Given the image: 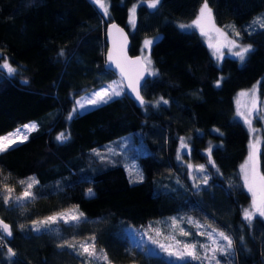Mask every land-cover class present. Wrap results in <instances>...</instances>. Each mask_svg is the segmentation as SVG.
Listing matches in <instances>:
<instances>
[{
    "label": "trees",
    "instance_id": "obj_1",
    "mask_svg": "<svg viewBox=\"0 0 264 264\" xmlns=\"http://www.w3.org/2000/svg\"><path fill=\"white\" fill-rule=\"evenodd\" d=\"M107 1L104 21L90 0H0V64L7 57L15 69L9 74L0 68V136L37 124L26 141L0 153V189L6 183L19 196L25 186L19 181H38L24 204L11 207L0 197V219L13 233L4 238L7 246L0 243V264H10L7 247L16 252L11 264H83L57 245L92 236L112 264H199L147 254L124 232L175 217L232 238L233 248L219 256V264H264V218L249 225L242 217L250 197L238 168L249 136L234 120L233 103L237 93L254 85L264 97V29H242L264 12V0H207L215 24L224 29L233 24L237 42L251 45L243 62L232 56L215 61L200 34L178 29L193 22L204 0H161L153 10L139 6L132 32L128 10L141 0ZM110 23L127 32L131 57L139 56L145 39L160 37L149 50L157 75L141 89L146 103L137 108L121 96L69 119L79 96L115 80L104 68ZM61 132L69 139L57 141ZM181 137L188 145L181 160L205 166L204 188H192L177 162ZM209 146L215 167L204 154ZM132 164L143 175L138 183H130L137 176L129 170ZM259 170L264 174V138ZM88 189L92 197L85 196ZM74 206L84 213L78 224L40 234L29 230L32 221Z\"/></svg>",
    "mask_w": 264,
    "mask_h": 264
},
{
    "label": "snow or ice",
    "instance_id": "obj_2",
    "mask_svg": "<svg viewBox=\"0 0 264 264\" xmlns=\"http://www.w3.org/2000/svg\"><path fill=\"white\" fill-rule=\"evenodd\" d=\"M147 3L148 8L156 9L161 0H144ZM93 3L97 4L100 8L103 9L104 13L108 14V7L104 3V0H93ZM135 17H136V5H133L132 8L129 9V22L135 26ZM212 20V10L208 6L207 0H204V3L201 5L198 15L195 20H193L192 25H184L181 24L180 27L188 28L195 26L200 29L201 34L205 35L206 25L209 24ZM257 23L260 24V27L264 28V17L257 18ZM111 28H116V25H112ZM212 28L219 33L221 37L224 38V43L219 44L218 46L209 45V47L214 48L213 55L217 56L219 59L223 56V53L219 51L221 47H228L229 51L232 52V55L239 58L240 61H244L247 54L252 51L251 45H239L237 44L235 39H228L225 33L221 32L219 29H215L214 24ZM117 31H121L117 29ZM233 32L235 36H239L240 33L235 31L233 28ZM153 40H145L144 48L149 49L153 45ZM238 49L237 51H232V49ZM63 51H61L60 55H63ZM108 60L111 63H114L116 68L120 72V76L122 80H127L126 87L131 90V92L135 95V98L141 106L145 105L146 101L141 95V88L144 86L142 84V80L144 79L145 73L149 76H156L157 72L151 68V58L150 56H141L136 57L134 60H130L126 55L122 52L117 54L115 57L112 52H109ZM0 68L6 69L9 74H13L15 69L9 64L7 57L3 58V63L0 64ZM221 81H216V86H220ZM260 83L259 81L257 82ZM124 92V86L122 83L113 82L109 84L107 87L101 88L99 91H96L92 94V97L87 100V103L90 105H97L99 103H108L114 97H120ZM240 97H250L251 99V107L247 108L246 112H241L237 110V114L244 118L245 124L249 125L250 132L256 131L251 128V120L249 117L257 110L256 109V86L254 85L252 89L248 91H242L238 94ZM161 101L163 104H168L169 102L161 97ZM158 101L157 103H159ZM239 105V100L237 101ZM77 107L83 109L85 107L84 103L77 101ZM77 111V108H74L72 112L69 113V119L73 117V113ZM37 129V124L35 122L30 124L23 125L22 129H16L13 133H8L7 135L0 136V153H4L12 148L17 143H23L28 139V135ZM26 130V131H25ZM214 131L219 132V129H214ZM223 135V133H220ZM69 139L63 132L56 136V140L60 142H64ZM180 149H185L188 147L184 138L181 137ZM260 139L258 137H253L249 142V155L245 160V163L241 165V172L243 174L244 186L247 188L248 192L252 195V202L249 208H245L243 210V218L249 223L252 224L253 220L259 216L264 218V174H262L259 170V156H260ZM177 150V160H180L181 150ZM209 154V163L215 167V163L211 159V146L206 150ZM95 153V150H93ZM99 155V153H95ZM193 165L188 164L189 175L192 176ZM196 171L205 172L204 165L195 166ZM131 175V174H130ZM138 179H131L132 182H140L143 180V175L141 173H137ZM193 179H196L193 176ZM208 176L204 175L202 177V182L204 184L208 183ZM21 185H25L24 191L19 195H14V189L9 187L6 183L2 184V189H0V196H2L3 203L5 205H9L13 202L19 203L20 201L27 200L33 197V192L31 191L33 186L38 183L34 177H29L27 181L21 180L19 181ZM198 187V185H196ZM89 196H93L94 193L92 189H88L86 193ZM84 218V213L80 212L78 206H74L73 209H66L62 212L54 213L50 216L44 217L40 220L32 221V231L40 232V230L44 227H47L51 224L58 223L59 221H63L64 224L67 225H75L78 224ZM191 223V221H189ZM175 224V220L173 221ZM24 225H20L21 230L24 229ZM184 236H188V232H184L181 230ZM0 243H3V246H7L6 242H4V235L7 237H12L13 233L11 230V226L5 223L3 220H0ZM212 233H216V236L219 237L217 239L212 235ZM200 235H206L207 239L211 241V244H202L199 247L205 250L206 255L203 257L205 260L215 261L216 264H219V261L216 259V253L225 254L230 253L233 248V240L223 231H218L215 228H212L211 232L208 233H199ZM220 241H225L226 243H220ZM153 243H157V241L153 240ZM179 243V242H177ZM214 245V247H213ZM59 248H72L77 251V255L85 256L87 264H92L94 261L102 260L104 264H112L109 260L107 253L104 250L97 249L95 244V236L90 237L88 240H85L79 244V248L77 249L76 243L65 240L63 243L58 244ZM159 247L167 252L169 256H174L179 260H183L186 257L191 258L193 260H201L202 257L197 252V245L195 244H183L182 248L177 249L176 251L171 250V246L166 247L164 244H160ZM210 253V255L208 254ZM16 256V252L11 247H7V259L11 264V260Z\"/></svg>",
    "mask_w": 264,
    "mask_h": 264
},
{
    "label": "rangeland",
    "instance_id": "obj_3",
    "mask_svg": "<svg viewBox=\"0 0 264 264\" xmlns=\"http://www.w3.org/2000/svg\"><path fill=\"white\" fill-rule=\"evenodd\" d=\"M90 2L99 11V13L102 16V18L104 19V21L107 20L108 19V14L106 15L102 8H100L97 4L93 3V0H90ZM104 3L108 7V1L105 0ZM135 5H136V9L139 6H144V7H146L149 10H153V9L148 8L147 3L144 2V0L139 1ZM130 8H132V7H130ZM198 12H199V10H198ZM198 12H197V15H198ZM197 15H196V17H197ZM196 17H195V19H196ZM261 17H264V12H262V14L257 15L249 23V25H247L245 28H242V29L244 31H246V32H252V31H254L256 29H264V28L260 27L259 23L256 22L257 18H261ZM213 24L215 26V29H219L221 32L225 33V35L228 37V39H235V34L233 32V28L235 29V31H237L236 27L233 24H229L225 29L224 28H219L215 24L213 17H212L211 22L206 25V28H205L206 34L205 35H202L200 29L195 27V26L182 29L180 27V25H181L180 24L177 27H178V29H180L183 32H197L198 34H200L204 44L208 46L211 54L213 55L214 48L209 47V45L211 44L213 46H218L219 44H223L225 42L224 38L221 37L219 35V33L216 32L212 28ZM185 25H192V22L188 23V24H185ZM254 26H256V27H254ZM128 27H129V32H132L134 30V26L129 22V10H128ZM159 38H160L159 36H155L153 38L152 37L151 38H147V40H153L154 43H155ZM145 40L141 44L140 53H139L140 57L141 56H149L150 48L149 49H145L144 48ZM236 42H237V40H236ZM237 44L242 45V44H240L238 42H237ZM237 50L238 49H235V48L232 49L233 52L237 51ZM219 51L223 53V56L218 59L217 56L213 55V58H214L215 61H220L225 56H232V57H235V58H237L239 60L238 57L232 55V52L229 51L228 47H221L219 49ZM240 62H242V61H240ZM148 77H150V76L148 75ZM114 81L121 83L118 79L115 78V80H113L109 84H112ZM108 85H105L102 88L107 87ZM252 88H250V89H252ZM100 89L92 91V92H87V93L79 96L75 100V104L72 107V110L74 108H77V111L75 113H73V116L77 115V114H83V113H85V112H87V111H89L91 109H94V108H96V107H98L100 105L105 104V103H99V104L93 106V105H90V104L87 103V100L92 97V94L94 92H96V91H99ZM246 91H248V90H246ZM239 93H237L235 95L234 99H233V103H234V120L236 122L240 123L242 126H244V128L248 132L249 142H250V140L253 137H258L260 139V144H259V148H260L261 147V142H262V140L264 138V97H260L259 96L258 91H257V86H256V109L257 110L249 117V119L251 120V128L255 129L256 131L250 132L249 125L245 124L244 118L237 114V110H238V107H239V110L241 112H246L247 108L251 107V99H250V97H240L238 95ZM121 96H126L125 90H124V92L122 93ZM115 98H119V97H114L113 99H115ZM238 100H239V105L237 103ZM77 101H80L81 103H84L85 107L83 109L78 108L77 107ZM72 110H71V112H72ZM30 123H33V122H30ZM30 123H27V124H30ZM22 128H23V125L18 127V128H16V129H22ZM15 130H13V131H11L9 133H13V132H15ZM7 134H5V135H7ZM18 144H21V143H17L16 145H18ZM125 144H126L125 141L119 143L118 144L119 148H117V149L118 150H123L124 147H125ZM16 145H14V146H16ZM115 148H116V144L115 145H110L107 150L109 152H113ZM180 150H181V154L188 152V148L180 149ZM204 154H205V156L208 157V152H206ZM248 155H249V144H248L247 157H248ZM247 157H246V159H247ZM177 162H178V164L182 165L185 168V170L187 171V178H188L187 180L189 181V183H190L192 188L199 189V188H204V187L207 186V184H204L202 182V177L204 175L208 176V174L206 172L201 173V172L196 171L195 166H197V165H193L192 164L194 166L193 169H192L193 175L190 176L189 175V169H188V164H190V163H185L181 159L177 160ZM208 162H209V157H208ZM244 163H245V161L242 164H244ZM209 165L212 166V164H210V163H209ZM241 165L238 168V175H239V178L241 180L243 189L246 191L247 195L250 197V204L247 207V208H249L250 205H251V202H252V195H251L250 192H248L247 188L244 186V179H243V174L241 172ZM129 170H130V172L132 174H136L137 173V168L134 166V164H132L130 166ZM193 176H195L196 179H193ZM208 178H209V176H208ZM131 179H138V177L137 176L136 177L135 176L134 177L131 176ZM132 183H138V182H132ZM196 185H198V187ZM24 188H25V186L22 187V192L24 191ZM87 192H88V190L85 192V196L86 197H92V196L87 195L86 194ZM0 197L2 198V196H0ZM25 201L26 200H23V201H20L19 203L13 202V203L9 204L8 206L13 207V206H16V205L24 204ZM242 217H243V214H242ZM257 217H259V216H257ZM174 220H175V224L173 223ZM243 220L246 223H248L244 218H243ZM189 221H191V223ZM59 225H67V224H64L63 221H59L58 223L51 224V225H49L47 227L42 228L40 230V232L32 231L33 225L30 224L29 225V230L32 233L40 234L42 232L52 231V230L56 229ZM181 230H183L184 232H188L189 235L188 236H184L182 234ZM211 230H212V228H208L206 226H203V225H201V224H199L197 222H194L193 220H191L189 218L175 217V218H171V219H168V220H164V221H160V222H156V223L150 224L146 228H143V229L127 228V229L124 230V232H125V235L128 236L131 245H133L134 247H136L138 249L143 250L147 254H153V255H155V254H163L168 260H170L173 263H184L186 261H193V262H196V263H199V264H216L215 261L203 259V257L206 255V253H205V250L203 248L199 247L202 244H211V241H209L207 239L206 235H200L199 234V233H208V232H211ZM212 235L214 237H216L217 239H219V237L216 236V233H212ZM85 240H88V239H84V240L78 241L76 243L77 249L79 248V244L81 242L85 241ZM153 240L157 241V243H153L152 242ZM177 242H179V243H177ZM185 243L197 245V252L202 257V259L201 260H193L191 258L186 257L183 260H179V259H177L174 256H169L167 254V252L163 251L159 247L160 244H164L166 247L171 246V250L172 251H176L177 249L182 248L183 244H185ZM220 243H226V242L225 241H220ZM213 247H214V245H213ZM68 250L70 252H73V253H75L77 255V251L76 250H74L72 248H68ZM208 254L210 255V253H208ZM220 255H221L220 253H216V259L218 261L220 260L219 259ZM77 256H79L80 258L83 259V262H82L83 264H87L85 256H81V255H77ZM103 263L104 262L102 260L92 262V264H103Z\"/></svg>",
    "mask_w": 264,
    "mask_h": 264
},
{
    "label": "water",
    "instance_id": "obj_4",
    "mask_svg": "<svg viewBox=\"0 0 264 264\" xmlns=\"http://www.w3.org/2000/svg\"><path fill=\"white\" fill-rule=\"evenodd\" d=\"M112 25H116V28H111ZM117 29L122 30V32L117 31ZM104 40H105V45H106V51H105V55H104V68H105V70L112 73L114 75V77L122 83V86H124L126 97L129 100H131L137 108H143L144 105L141 106L139 101L136 100L135 95L131 92L130 89H128L126 87L127 80H122V78L120 76V72L116 68L115 64L111 63L108 60V56H109L110 51L112 52L114 57L121 52L124 55H126L130 60H134L136 57H140V56L131 57L129 55L128 51H129V47H130V40H129L127 32L123 28L119 27L117 24L110 23L105 28ZM2 56L3 55L0 53V59L2 58ZM147 79H148V75H147V73H145L144 79L142 80L143 85ZM4 238L9 239L10 237H7L6 235H4Z\"/></svg>",
    "mask_w": 264,
    "mask_h": 264
}]
</instances>
